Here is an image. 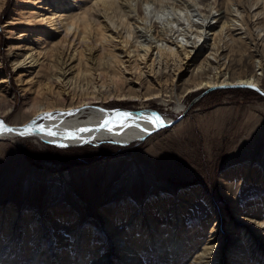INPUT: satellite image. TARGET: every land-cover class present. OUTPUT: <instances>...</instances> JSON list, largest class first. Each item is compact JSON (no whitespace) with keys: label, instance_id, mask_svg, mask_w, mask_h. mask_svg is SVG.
<instances>
[{"label":"rangeland","instance_id":"1","mask_svg":"<svg viewBox=\"0 0 264 264\" xmlns=\"http://www.w3.org/2000/svg\"><path fill=\"white\" fill-rule=\"evenodd\" d=\"M91 2L40 0L33 4L29 0H0V77L10 75L9 90L3 92L0 102V116L7 123L22 125L32 120L30 108L57 69L56 55L48 49L53 43H61L64 31L56 32L46 23L28 22L27 18L39 12L48 14L49 9L76 14ZM199 3L206 13L218 8L224 16L228 13L244 23L245 27L237 23L223 32L226 39L217 41V59L224 71L234 77L258 72L259 86L264 90V0ZM257 6L262 13L255 14L260 10ZM221 23L224 20L215 24L220 27ZM42 26L49 27L46 36L40 34ZM24 43L26 46L20 50L33 47L43 51L41 59L31 66L27 63L14 68L9 50ZM101 48L95 55L105 59L106 50ZM203 59L204 55L196 57L176 76L172 65L164 74L147 69L141 78L135 73L134 78H130L131 73L126 74L125 90L141 92L144 96L139 98L148 108L173 118L172 124L131 144L104 140L59 146L34 137L0 136V243L7 225L15 214L17 217L13 238L3 247L0 264L32 261L26 256L29 225L33 230L38 228V234L49 246L41 255L61 258V264H91L101 256L105 258L100 264H128L126 259H120V243L127 239L133 247L141 244L147 217L153 219L156 228L164 227L165 233L184 229L187 244L179 253L178 264H195L206 243L220 239V232L233 238L237 248L241 243L246 246L236 250L230 260L228 249L219 252L209 264H264V239L259 234H247V223L240 220L247 218L251 224H264V95L244 85L195 89L193 85L207 79L214 70L205 63L209 71L205 68L201 73L193 72ZM259 59L260 68L256 64ZM73 63L79 68L65 80L89 71L97 81L100 75L96 78V74L106 76L104 66L97 68L94 64L91 70L89 62L78 63L75 59ZM142 79L140 87L138 82ZM78 82L80 86L84 84V80ZM139 87L140 91L136 90ZM146 96L150 97L144 99ZM177 99L187 105L185 110L175 111ZM139 100L110 99L105 105L137 108ZM133 215H137V222ZM145 248L140 264H174L171 254L162 249L150 244ZM81 252L88 257L86 262L78 259Z\"/></svg>","mask_w":264,"mask_h":264},{"label":"bare ground","instance_id":"2","mask_svg":"<svg viewBox=\"0 0 264 264\" xmlns=\"http://www.w3.org/2000/svg\"><path fill=\"white\" fill-rule=\"evenodd\" d=\"M29 1L34 4L40 0ZM199 1L201 0H162L161 5H159V0H92L91 4L80 13L62 14L52 12L49 9L48 14L39 12L34 14L33 18H27L29 19L28 22L46 23L51 26V30L56 32L60 31L62 33L64 31L63 37L59 41L61 43L59 45L53 43L48 49L56 55L57 69L53 73L51 82L44 86L41 96L37 99V102L35 101L36 104L30 108L33 113L32 120L22 124L31 125L30 129L24 130L21 134L16 133L6 127L5 123L7 122L0 116V136L21 135L34 137L52 141L59 146L104 140L128 145L134 141L144 139L149 133L172 124L173 118L148 108L146 102L139 98L144 96L140 94L141 92L134 94L135 92L125 90L124 84L128 81L126 74L131 73L130 78H134L133 74L135 73L141 78V76L147 74L145 69L164 74V72H167V68L172 65V71H175L174 76H176L182 69L193 64L196 57L202 55H204L203 62L196 64L193 72L201 73L205 68L208 70L209 67L205 63L207 65L209 63L214 70L213 73L207 76V79H201L195 83L193 85L196 86L195 89L202 86L209 89L212 86L221 84L248 83L259 85L260 76L257 75L258 72L247 76L234 77L227 70L224 71L216 55L220 47V42L217 41L223 38L226 39V32L224 34L223 32L226 29L231 30L237 23L245 27L244 23L239 21L238 18L229 17L228 13L224 16L225 13L219 11L218 8L215 11L206 13L202 11ZM261 10H256L255 14L262 13ZM213 15H215V19L211 20ZM221 20H224L225 23H221V26L217 27L219 24L216 25V21ZM41 28L43 29L44 26ZM41 28L40 34L46 36L49 27H45L43 30ZM98 37H100V41H97ZM24 46H26L25 43L9 50L11 64L14 68L23 67L27 63L31 66L41 59L43 51H37L33 47L27 51L20 50ZM99 48L106 50V52L103 50L106 56L105 59L95 55V52L100 50ZM1 57L0 73L2 72ZM132 57L134 58L131 61ZM75 59H78V63L88 64L89 62L91 70L94 64L97 68L104 66L105 78H103L102 73H98L96 78L99 75L100 78L97 81L89 71V73H84L75 79H71L75 74L70 75L69 79L65 80L69 74L79 68L73 63ZM213 62H217L216 65L213 66ZM256 64L259 65V68L261 67L260 59ZM112 68L113 70L109 71ZM21 74L18 76L19 80H22ZM9 76L3 74L0 77V93L9 90ZM80 77L84 78V84L81 86L77 84L78 81H83ZM142 81L143 79L138 82L140 87L143 85ZM140 87L135 89L140 91ZM24 89L27 90V88ZM3 96H5L4 93L0 96L1 103L3 102ZM149 97L146 96L144 99ZM156 97H159V95H156ZM110 99H140L137 102L140 105L137 108L108 107L105 102ZM161 101L164 104H169L168 100L163 98H161ZM174 104L177 112L185 110L187 106L180 99L175 100ZM8 108L6 107V110ZM155 116H159L163 122L154 124L148 119ZM51 133H54V135ZM136 216L133 215V220L136 219L134 218ZM15 220H17L16 214L7 225L6 235L0 243V256L3 247L13 238L11 233ZM146 220L147 225L143 229L141 244L137 243L133 247L127 239L120 243L121 261L126 259L128 264L130 261L131 264H140L142 255L145 254V249H147L145 247L150 244L160 250L162 249L163 252L171 254V262L178 264L180 261L179 253L182 249H185L187 244L184 229L165 233L167 231H163L164 227L156 228L152 218L147 217ZM240 220L247 223V234L250 236L259 234V237L264 239L263 222L256 221L255 224H251V219L245 218L243 220L241 218ZM135 221L137 222L138 219ZM159 228L161 231L157 232L156 230H159ZM133 229H136V226ZM210 231L212 234L214 227ZM253 231L256 233L253 234ZM27 233L29 234L25 242L29 249L26 256L32 258V261L28 264H61V258H54V256L51 258V256L49 257L44 253L41 255V251L48 250L49 246L38 234V228L33 230L29 225ZM132 233L130 232V234ZM220 234V239L217 242L206 243L198 256L200 260H196L195 264H200L204 259L207 260L203 264H209L213 259H216L219 252L227 249L229 251L228 259L230 260L236 250L244 249L246 246L241 243L239 244L240 248H237L236 244H233V238L229 239V235H223L221 232ZM101 248L100 246L99 249ZM212 254L213 257L207 258ZM135 255L138 256L135 258ZM87 258L83 252L78 255V259H83L85 262ZM104 258L105 256H101L91 264H100L101 261H104ZM236 259L238 260V258ZM6 264H9V262H6ZM22 264L27 263L23 262Z\"/></svg>","mask_w":264,"mask_h":264},{"label":"water","instance_id":"3","mask_svg":"<svg viewBox=\"0 0 264 264\" xmlns=\"http://www.w3.org/2000/svg\"><path fill=\"white\" fill-rule=\"evenodd\" d=\"M234 85H244V86H249V85H254V88L257 89L261 94L264 95V90L259 86V85H255V84H241V83H238V84H221V85H217V86H212L210 87L208 90L212 89V88H216V87H225V86H234ZM250 87V86H249ZM6 127L9 128L10 130L12 131H15L16 133H23L24 130L26 129H30L29 127L31 125H14V124H10V123H5Z\"/></svg>","mask_w":264,"mask_h":264},{"label":"snow or ice","instance_id":"4","mask_svg":"<svg viewBox=\"0 0 264 264\" xmlns=\"http://www.w3.org/2000/svg\"><path fill=\"white\" fill-rule=\"evenodd\" d=\"M250 87H254V85H249ZM127 115V114H125ZM152 123L157 124V123H162L163 121L161 120V118L159 116H155V117H149L148 118ZM107 123V122H106ZM54 135V133H51Z\"/></svg>","mask_w":264,"mask_h":264}]
</instances>
